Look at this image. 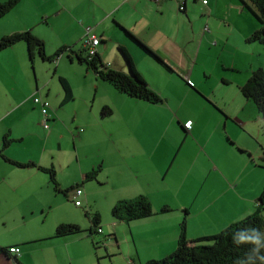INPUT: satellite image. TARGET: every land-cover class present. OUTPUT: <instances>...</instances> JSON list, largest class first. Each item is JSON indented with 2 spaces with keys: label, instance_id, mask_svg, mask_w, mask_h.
I'll list each match as a JSON object with an SVG mask.
<instances>
[{
  "label": "crops",
  "instance_id": "obj_1",
  "mask_svg": "<svg viewBox=\"0 0 264 264\" xmlns=\"http://www.w3.org/2000/svg\"><path fill=\"white\" fill-rule=\"evenodd\" d=\"M53 1L50 0V2ZM83 1L56 0L55 16L65 13L74 21L78 19V22L73 21L77 27L74 39L59 44L55 51L60 47H66L62 56L67 57L70 62L73 60L77 62L74 52L84 50V28L91 27L93 33L99 38L96 52L102 63L129 75L126 61L125 64H117L105 55L108 47L117 46L118 50L120 47L124 48L138 75L161 97L162 102L150 104L120 93L109 83L97 79L96 75L87 70L83 63L77 62L78 65L85 66L83 77L90 78L91 74L96 80L93 83L95 95L100 94L97 111L100 114L103 107H108L111 110L110 116L102 117L100 114L101 118L98 119L92 111L77 108V106L80 107L75 103L78 99L77 94L83 95L84 102H89V84L83 85V93L75 94L71 81L67 77L65 79L60 76L58 79L63 78L67 82L72 99L64 100V91L61 87L62 94L53 108L48 100L50 97L48 83L41 87L36 83L34 91L30 88V93L22 99L19 85L14 82L16 68L12 67L13 58L3 61L0 64V108H2L0 124L5 120H9L10 124L6 126V129L0 128V248L4 249V252H0V264H94L96 260L104 257V252L97 249L95 245L103 237H111L114 240L113 243L116 245H111L113 248L119 246L118 230L121 224L130 235L128 239L123 237L121 240L127 244L125 257L128 264H142L140 262L142 258L145 261L160 259L174 251L184 209L188 210L186 232L189 227L188 234H191V225L195 224L196 231L193 237L197 238L216 233L207 232L211 223L219 218L209 211L217 213L228 202L223 199V195L217 193L219 188L231 179L226 166L209 162L207 168L211 178L204 189L200 188L202 170L196 167L195 159L198 155H205V147L202 145L205 138L202 137V140H199L198 135L207 134L209 138L207 146L215 147V151L216 148H222L224 151L227 147L223 146L224 142L220 139V126L216 115L206 107L208 104L213 107L220 106L217 101L210 99L203 92L204 84L198 79L199 68L197 71L195 68L198 65L199 53L210 48L209 42L215 40L214 43L217 44L220 41L218 29L226 28L228 36L235 32L243 41L245 46L243 48L248 49L255 43L259 46L258 42L246 41L260 28V22L246 7V0H185L181 11L178 9L180 4L175 0H163L158 3L150 0H108L107 3L97 2L96 6L89 4L88 0ZM95 13H103V16L98 19ZM7 15L0 18V37L22 32V29L27 28L26 26L13 28L17 26L18 21L11 18L8 21L5 19ZM110 19L113 25H109L108 28L106 22ZM234 28L237 31L233 30ZM119 30H123L143 50L144 53L140 54L143 59L149 58L148 61L152 62L151 57L159 58L160 60H157L173 72L175 77H178L177 83L171 79L164 80L159 74V70H163L162 66H157L155 74L153 72L149 74L140 69L131 52V47L120 43L126 38L119 33ZM218 34L219 37H217ZM36 35L37 38H41L39 34ZM40 40L46 43L45 38ZM8 49L1 51L0 54ZM133 50L139 53L137 49ZM242 53L250 58L254 56L250 50ZM55 57L53 60L57 65L61 61L60 55ZM252 60L245 65L250 75L255 70ZM229 68L230 66L222 64V70ZM55 73L56 70L53 71V74ZM192 79H195L199 87ZM160 81L167 83L165 89L171 91V94L165 97L159 94L157 87L160 86ZM221 81L224 85L231 83L224 76ZM177 84L189 94L199 96L202 101L195 95L186 100L176 98L173 91L175 87L180 88ZM90 88L92 89V86ZM36 95L48 101L50 121L42 147L28 152L29 148L25 142L28 140L29 145L37 136L36 126H41L39 106L33 103L32 114L35 116L33 120L29 115L18 122L14 115L25 102ZM161 109L170 116L167 126L158 125L159 119L163 117ZM148 111L153 113L152 116L158 126V130L151 133L154 134L152 146L149 145L151 143L149 135L144 129L129 130L137 123V119H143L146 122L149 116L145 117L144 114ZM66 114L71 116L70 123L63 121ZM223 115L225 117V114ZM186 121H191V129L188 132L183 128ZM77 128L78 135L73 139L74 142L76 141L74 146L76 154L73 161L71 160L68 164L56 163L57 156L63 154V140L68 134L73 135L72 132H76ZM5 134L10 139V143L2 149V138ZM227 135L234 141L229 134ZM164 139L168 143V148L163 151L161 144ZM54 141L57 146L55 144L53 146ZM78 142H80L79 146L86 144L94 149L92 157H84L87 158L86 163H81L79 159ZM191 145L195 148L193 149ZM218 154L216 152L215 157ZM12 162L33 165L20 168ZM72 164H75L78 171L71 169L72 179L64 181L59 171L69 170ZM39 167L54 170L59 189L67 190L65 195L54 190L48 174L41 171ZM94 169H99L96 180L85 182L84 176ZM94 181L111 185L114 196L109 204L110 209L120 200L132 199L139 195L150 199L155 195L163 194L179 201L171 206L163 205L171 209L167 213L160 211L162 206L157 211L154 208L152 216L148 218L128 223L114 220L105 234L101 226L103 219L100 210L93 201L95 205L92 206L95 210L91 213L85 193L86 187L89 188L90 182ZM256 183L253 186L252 195L241 196L242 202L248 200L254 203L253 212L262 190V183L258 180ZM75 185L85 190H82V195L85 197L83 202L79 200V198L82 199V195L76 197L72 192ZM76 201L80 202L79 206L75 205ZM187 201H190L189 205L186 204ZM245 206H247L246 203ZM175 212L178 213L175 215ZM86 213L99 214V227L102 232L95 235L101 234V237L95 239V235H90L91 221L83 220V216L89 218ZM225 222L226 218L222 219V224L218 223L219 227H222ZM62 224L77 225L81 231L55 236L57 226ZM14 246L20 249L19 255L8 253V249ZM135 259L138 263H135Z\"/></svg>",
  "mask_w": 264,
  "mask_h": 264
},
{
  "label": "rangeland",
  "instance_id": "obj_2",
  "mask_svg": "<svg viewBox=\"0 0 264 264\" xmlns=\"http://www.w3.org/2000/svg\"><path fill=\"white\" fill-rule=\"evenodd\" d=\"M107 1L108 0H88V3L96 6L97 2L107 3ZM82 2L84 1L82 0ZM55 3L56 0H54L53 2H50V0H20L16 7L12 11H10L5 18L8 21L10 20V18L18 21L17 26H14L13 28L18 29L26 26L27 28L25 30L22 29V31H30L35 36H37L36 34H39L41 38H45L46 43L43 42L45 55L47 57H51L52 60L43 61L38 56L35 50V56L33 61L31 62L27 53L26 44L24 42H18L15 45L9 47V49L7 48L8 50L6 52L0 54V64L3 61L6 62L13 58L12 67L16 68V73L14 74L16 80H14V82L19 85L22 99L30 93V88L34 91L36 83L39 87L48 83L47 88L50 93V97L48 98V100L51 107L53 108L59 101L62 94L60 82L58 79L59 76L65 79L68 78L71 81L75 90V94L83 93V85L88 83V87L90 89V92H88L90 95L89 102H84L82 99L83 95L77 94L78 99H76L75 103L80 106H77V108L85 109L84 111H92V114H94L99 119L101 117L99 111H97V108L100 102V94L95 95L96 91L93 87V83L96 81L95 78L91 74L90 78L83 77L85 73V66L78 65L75 60L70 62L68 58L62 56V54H60L59 57V60H61L59 64L55 65L56 62L54 64L53 59L56 58L54 56V53L56 52L55 50L57 49V46L61 43L64 44L66 42H69V40H72V38L74 39L77 33V27L73 24L74 19H72L65 13H59V16H55ZM95 16L100 19L103 16V13H95ZM46 17L47 20H45ZM77 22L78 19L74 21V23ZM106 25L108 28L109 25H113L112 20H107ZM233 30H235V28ZM119 33L126 38L125 41L121 40L120 43H125L127 46L131 47V52L140 69L147 73L149 72V74H152V72L155 74L157 66H162L163 70H159V74L163 76L164 80L168 81L169 79H171L174 83H177L178 77L176 76V78L173 72H171L155 58H150L152 62L148 61L149 58L143 59L140 56V54L144 53L143 50L138 47L123 30H119ZM218 33H220V41L217 42V44L214 43L216 42L215 40L209 42L210 48L208 50L204 49L203 52L199 53L197 59L198 65L195 68L196 71L199 68L200 74L198 76V79L204 84L203 92L210 99L214 100L215 102L217 101L218 106H220L213 107L209 104V106L206 105L207 109H209L211 113L216 115L217 121L219 122L220 126V139H222V141L224 142L223 146L227 147V149H225L224 151L222 148H216L215 151V147L209 148L207 146V141L209 139L207 134L200 133L198 135L199 140H202V137L205 138L202 143L203 147H205V155H198L195 159L196 167H199L202 170V182L200 183V188L204 189V187L208 183V180L211 178V175L208 174L207 168L209 162L211 164L223 165L224 167L226 166V168L228 169V175H230L231 178L229 182H226L217 191V193L223 195V199L227 200L228 202L223 208H220V211H218L217 213L208 210L210 213H213L219 217L211 223V227H209L210 229L207 228L209 229V231L207 232H216L214 234L220 233L230 223L239 221L245 218L247 215L251 214L253 212L254 203H250L248 200L242 202L241 196L246 197L252 195L253 186L257 184V180L262 183V188L264 186V122L262 119V115L258 112L253 102H251L250 100H246L242 96L240 91L241 86L250 77V71L245 66L249 62V60L253 59V68H255V70L257 68L264 69V47L260 44L258 46L257 43L251 45L248 49L254 53V56L253 58H250L249 56H246L242 53H246V51L249 50L247 48H243L245 47L244 43L239 39L238 35L235 32L231 33V35L228 36L227 29L221 28L220 30L218 29ZM217 37H219V34L217 35ZM41 38L39 37V39ZM115 40L117 41L118 39ZM133 49H137L139 53H137V51H134ZM105 55H107V58L110 59V61H114L117 64H125V60L121 52L118 50L117 46L108 47ZM107 58L105 59L107 60ZM15 63H17V66H15ZM222 64L228 67L230 66V68L224 71L222 70ZM11 69L14 70L13 68ZM54 70H56L55 74H53ZM222 76L227 78L231 83L228 85H224L221 81ZM192 81L196 85L195 79H192ZM165 85H167L166 82L160 81V86L157 87L159 94L164 97L171 94V91H167L165 89ZM177 85L179 86V84ZM91 86L92 89L90 88ZM196 86L199 87L198 85ZM179 87L180 88L175 87L173 91L176 98L186 100L189 99L192 95H195L198 99H200V101H202L201 98H199V96H197L196 94H189V92L181 88V86ZM94 98L95 100L93 101ZM33 107V99L31 98L30 101L25 102L24 106H22V108H20V110L14 115L15 117H17L16 120L20 122L23 117L29 115H31V119L35 117L34 114H32V111H34ZM223 110L228 115L224 113ZM161 111L163 117L159 119V124L158 122L157 124L167 126L170 116L164 109H161ZM1 112L2 108H0V113ZM223 114H225V117L227 119ZM144 115L145 117L149 116L148 118H146V122L143 119H137V123L129 130H133V128H135V131L144 129V131H146L149 135V142H151L149 143V145L152 146V142H154V134L151 133L154 130H158V126H156V121L154 116H152V112L148 111ZM63 118L64 122H71V116H69L68 114H66V116ZM234 119L236 121H234ZM142 122L145 123L142 124ZM8 124H10L9 120H5L0 124V128L6 129V126ZM138 124L139 127H137ZM225 125L227 129L225 128ZM36 128L37 131L35 132V134L37 136L32 139L33 141L29 145L28 140L25 142V145L27 146V148H29L28 152H32L30 151L32 149H39L43 145V140L46 135V129H43L42 126H36ZM78 128L76 132H72L73 135L68 134L66 136V139L63 140V154L62 156H57L56 163L62 162L63 164H68L71 163V160L73 161V157H75L76 154L74 150L76 141L74 142L73 139L78 135ZM227 134H229L231 138L234 139V141L231 140ZM79 143L80 142L77 143L78 153L80 157L79 159L81 160V163H86L87 158L84 157H92L94 154V149L86 144H83V146H79ZM54 144L57 146L56 141L53 142V146ZM191 147L193 149L195 148L193 145H191ZM167 148L168 143L166 139H164L163 143L161 144V149H163L164 151V149ZM169 152H171V150ZM216 152L219 154L215 157ZM214 157L216 161L214 160ZM71 169L78 171V168H75V164H72L69 170H64L61 172L59 171V174L63 176L64 181H70L72 179L73 173L70 172ZM99 182H90L89 188L86 187V191L83 189L82 190L87 194V200L88 204L91 207V213H93L95 210L93 208V206L95 205L93 201L97 204V207L100 210L99 212L101 214V218L103 219L101 226L104 233L106 234V232L111 227L112 222L114 221L111 216V209L109 208V204L114 196V192L111 189V185H103L101 181ZM81 197L82 199L79 198V200L83 202L82 200H85V197L84 195H82ZM149 201H151L150 203L152 205V210L155 208L157 211L163 205L171 206L172 204H177L179 199L168 198V195L159 194L155 195L154 197H150ZM241 202L242 204L240 205ZM245 203L248 207L245 206ZM186 204L189 205L190 201H187ZM177 213L178 212H175V215ZM224 218H226L225 224L222 225V227H219L218 223L222 224V219ZM88 219L89 218L83 216V220L89 222L90 219ZM119 227V246H115L113 248V246L111 245H116L115 243H113L114 240L111 237H103L97 244V249L104 252V257L96 260L94 264H128L125 257V254H127V244L123 243V241L121 240L123 239V237H126L128 239L130 235L126 232L125 226L123 224L119 225ZM191 227V234H188L189 227L187 228L186 232V237L188 240L195 238L193 236H195L194 232L196 231V225L192 224ZM101 236V234L95 235L94 238L96 239ZM106 250L107 252L105 253ZM141 260L142 261L140 262H142L143 264L150 259H147L145 261V259L142 258ZM135 263H138L136 259Z\"/></svg>",
  "mask_w": 264,
  "mask_h": 264
},
{
  "label": "trees",
  "instance_id": "obj_3",
  "mask_svg": "<svg viewBox=\"0 0 264 264\" xmlns=\"http://www.w3.org/2000/svg\"><path fill=\"white\" fill-rule=\"evenodd\" d=\"M19 2L20 0H6L0 2V18L14 9ZM245 5L260 22V28L253 32L246 41L258 42L264 47V0H246ZM18 42H24L26 44L27 53L31 62L34 59L35 50L43 61L52 60L51 57L45 55L44 43L30 31L15 32L1 36L0 52ZM65 50L66 47H60L54 53V56H59L64 53ZM84 50L85 52H83ZM84 50L74 52L76 60L80 64L83 63L87 70L96 75L98 79L109 83L118 92L131 98L143 100L150 104H158L162 102L161 97L151 90L145 81L138 75L131 58L124 48L120 47L119 50L128 65L130 71L129 75L119 70L111 69L103 64L97 52L90 57L85 48ZM157 59L160 60L159 58ZM59 82L64 91V100L72 99L71 90L65 79L59 78ZM240 91L246 100L253 102L258 112L262 115L264 122V69L258 68L254 70L246 82L241 86ZM100 114L102 117L110 116L111 110L108 107H103ZM189 130L184 128V131L186 132ZM9 143L10 139L7 134H5L2 138V149L7 147ZM12 163L20 168L33 165L30 163ZM39 169L48 174L49 180L56 192H60L63 195L66 194V189H59L54 170L43 169L41 167H39ZM98 172L99 169H94L88 172L84 176L85 182L96 180ZM75 186L79 187L77 185ZM160 211L167 213L170 212L171 209L167 206H163ZM183 212L184 217L179 225L178 238L174 251L160 259L147 260L143 264H237V261L244 259L245 254L249 253L254 246L251 244H236L233 239L235 233L245 228H256L261 232H264V186L258 196L257 206L254 212L239 221L229 224L220 233L214 235H207L188 240L186 237V215L188 214V210L184 209ZM89 214L86 213L91 221V229L89 232L90 235H95L97 234L96 230L100 228V216L98 213L90 214L91 216ZM152 214V205L149 199L143 195H139L132 199L120 200L111 209L112 218L124 223L148 218L152 216ZM80 231L81 230L77 225L62 224L57 226L55 236L75 234ZM97 244L98 243L95 245L97 246ZM0 252H4V249L0 248ZM259 255H264V248H261ZM255 264H259V261H256Z\"/></svg>",
  "mask_w": 264,
  "mask_h": 264
},
{
  "label": "built area",
  "instance_id": "obj_4",
  "mask_svg": "<svg viewBox=\"0 0 264 264\" xmlns=\"http://www.w3.org/2000/svg\"><path fill=\"white\" fill-rule=\"evenodd\" d=\"M153 3H158L160 1L163 0H150ZM177 1L180 6H179V10H182V5L184 3L185 0H175ZM204 3H206V1H204ZM84 41H83V47L86 49L87 54L92 57L95 53H96V46L99 43V38L97 35H95L93 33V29L91 27H86L84 28ZM33 103L39 106L40 109V115H41V126L44 129H48L49 128V120H50V114H49V110H50V105L48 103V101H46L44 98H42V96L40 95H36L33 97ZM184 128L189 130L191 128V121H186L184 123ZM72 192L74 193V195L76 197H80L82 195V189L80 187H74L72 188ZM76 206L80 205L79 201L75 202ZM97 233H101L102 230L101 228L96 230ZM8 253L11 255H19L20 254V249L16 246L14 247H10L8 249Z\"/></svg>",
  "mask_w": 264,
  "mask_h": 264
},
{
  "label": "clouds",
  "instance_id": "obj_5",
  "mask_svg": "<svg viewBox=\"0 0 264 264\" xmlns=\"http://www.w3.org/2000/svg\"><path fill=\"white\" fill-rule=\"evenodd\" d=\"M236 244H251L254 247L249 253L245 254V258L238 260L237 264H264V255H259L261 248H264V232L256 228H245L235 233L233 236Z\"/></svg>",
  "mask_w": 264,
  "mask_h": 264
}]
</instances>
